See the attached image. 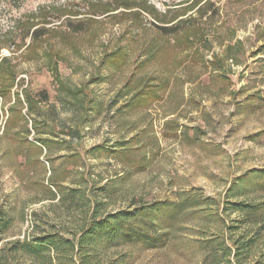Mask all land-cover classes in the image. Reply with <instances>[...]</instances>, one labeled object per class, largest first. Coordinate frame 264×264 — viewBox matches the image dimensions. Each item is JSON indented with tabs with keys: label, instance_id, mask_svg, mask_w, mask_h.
<instances>
[{
	"label": "rangeland",
	"instance_id": "rangeland-1",
	"mask_svg": "<svg viewBox=\"0 0 264 264\" xmlns=\"http://www.w3.org/2000/svg\"><path fill=\"white\" fill-rule=\"evenodd\" d=\"M112 1L0 0V64L16 74L0 97V213L13 219L7 240L79 237L101 185L117 191L103 198L104 215L188 192L221 203L238 178L264 171V0H136L129 9ZM69 22L87 29L72 34ZM162 28L177 34L163 36L171 31ZM36 30L45 35L38 41ZM56 65L65 85L84 90L83 106L59 89ZM153 86L164 89L151 95ZM24 90L48 96L36 97L33 119ZM11 108L28 125L8 130ZM47 137L43 148L37 140ZM121 145L142 147V168L114 153ZM72 191L89 202L69 201ZM211 205L181 216L165 249L133 250L135 264H264V238L238 259L237 250L212 251L218 240L232 246L251 237L240 215L215 218Z\"/></svg>",
	"mask_w": 264,
	"mask_h": 264
},
{
	"label": "trees",
	"instance_id": "trees-1",
	"mask_svg": "<svg viewBox=\"0 0 264 264\" xmlns=\"http://www.w3.org/2000/svg\"><path fill=\"white\" fill-rule=\"evenodd\" d=\"M136 0H115L112 1L119 5V7H125L129 9V3H133ZM109 6V5H108ZM105 7V6H102ZM111 7V6H110ZM104 10L103 8H100ZM145 12L152 11L150 7L144 8ZM107 11V10H106ZM115 11V10H114ZM100 13H103L100 12ZM82 22L74 25L72 22L67 24L72 34H79L85 32V28ZM21 30L23 38L29 37V30L31 28ZM163 31H171L161 34L163 36H170L177 34V30L162 28ZM176 30V31H175ZM45 35L39 33L38 30L32 33L31 38L35 41L40 40ZM1 49V48H0ZM3 49V48H2ZM5 62H9L8 59H4ZM8 67V66H7ZM6 69L7 72L4 70ZM55 82L59 85V89L63 94L73 99L78 105H84V90L71 88L62 82L58 65L55 66ZM131 78L126 87L132 83ZM157 79H153L154 82ZM16 74L11 68H4V65L0 64V97H4L10 92L16 84ZM151 87V86H150ZM155 90L150 89L151 95H159L154 92L161 91L164 88L158 89V86H153ZM149 89L148 86H146ZM24 97L28 103V117L33 119V115L38 110L36 97L38 96L43 101H48V96L45 91L39 92L34 96L29 91L24 90ZM129 95L127 92L124 96ZM18 97L19 105L23 106L20 96ZM148 98L144 96L141 99ZM132 101V102H131ZM131 109L136 111L140 109L137 104H134L135 99H131ZM28 119V118H27ZM27 119L23 116L21 110L11 108V119H8L7 128L17 126L18 121H24L26 125ZM35 128H37L35 126ZM54 131V128H52ZM30 133L29 130H27ZM77 131V130H76ZM77 133V132H76ZM44 133L43 135H49ZM79 134V133H77ZM25 144L30 146L32 143L28 140H24ZM44 147L51 142L50 138H44L37 140ZM35 145V144H32ZM142 148V147H141ZM141 148H129L121 145L120 150H114L118 156H123L128 161H132L137 165V168H142L144 159L142 160L138 156ZM28 149V148H26ZM112 151V150H111ZM140 165V166H139ZM103 182L101 180L100 184ZM52 186L60 188L58 183L53 182ZM75 191V190H73ZM68 194L69 201L78 199L79 202H89V198L86 194L79 195L77 192ZM79 191V190H76ZM96 192L101 194L102 198L95 200L93 214L86 218L84 228L82 229L80 236L74 239H66L60 234H47L40 237H35L33 240L27 239H15L7 240L6 236L9 232L13 219L5 212L0 213V264H10L11 258L19 257L22 264H54V261L59 262L66 261L70 257V262L67 264H135V255L133 250H139V252H153L160 251L169 246L172 241L173 231L178 224L181 216L190 213L191 215L204 211L205 208L211 209V204L214 203L216 209V217L222 218L223 213L237 214L241 218L238 219L240 223L246 224L247 229L251 237L250 239L239 236V238L232 243V246L226 245V240L216 241L212 248L213 252L222 250L224 252L228 249V256L233 255V251L237 250L234 254L236 259L238 256L248 255L253 246L262 238H264V201H259L254 196L262 195L264 197V171L248 172L244 176L238 178L232 188L229 190L227 198L224 202L217 203L213 199H203L198 195H194L190 192H183L182 196L173 195L169 199L158 200L152 203H146L142 200H134L130 211H118L115 213L104 214L101 212L102 206H104L103 198L116 194V185L107 184L101 185ZM52 200L56 199V193L50 190ZM64 195V193H62ZM241 197H245L249 201L240 200ZM91 201V200H90ZM226 204V206H225ZM89 207V205H88ZM205 207V208H204ZM225 207V208H224ZM212 211V210H211ZM221 214V215H220ZM224 220V218H222ZM234 227H230L232 229ZM119 249H130L127 254L113 258L111 256L112 251H118ZM242 260V258H241Z\"/></svg>",
	"mask_w": 264,
	"mask_h": 264
}]
</instances>
